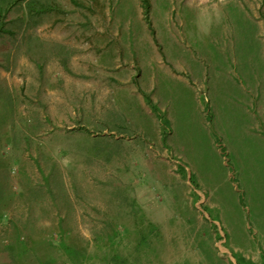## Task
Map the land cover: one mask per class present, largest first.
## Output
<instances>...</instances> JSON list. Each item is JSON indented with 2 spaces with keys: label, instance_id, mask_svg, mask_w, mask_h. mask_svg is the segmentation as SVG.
<instances>
[{
  "label": "rangeland",
  "instance_id": "1",
  "mask_svg": "<svg viewBox=\"0 0 264 264\" xmlns=\"http://www.w3.org/2000/svg\"><path fill=\"white\" fill-rule=\"evenodd\" d=\"M0 264H264V0H0Z\"/></svg>",
  "mask_w": 264,
  "mask_h": 264
},
{
  "label": "trees",
  "instance_id": "2",
  "mask_svg": "<svg viewBox=\"0 0 264 264\" xmlns=\"http://www.w3.org/2000/svg\"><path fill=\"white\" fill-rule=\"evenodd\" d=\"M143 7H147L148 5V0H142ZM104 236V237H103ZM103 236L101 237L102 239L105 238L106 240L110 239V235L108 233H104ZM62 249L64 252L68 255V257L73 258V256H77L76 254H79L76 249L71 246V245H66L65 243L62 244Z\"/></svg>",
  "mask_w": 264,
  "mask_h": 264
}]
</instances>
